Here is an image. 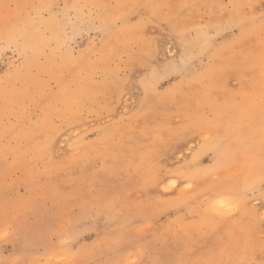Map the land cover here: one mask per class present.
Wrapping results in <instances>:
<instances>
[{
    "label": "rangeland",
    "instance_id": "rangeland-1",
    "mask_svg": "<svg viewBox=\"0 0 264 264\" xmlns=\"http://www.w3.org/2000/svg\"><path fill=\"white\" fill-rule=\"evenodd\" d=\"M262 253L264 0H0V264Z\"/></svg>",
    "mask_w": 264,
    "mask_h": 264
},
{
    "label": "snow or ice",
    "instance_id": "snow-or-ice-1",
    "mask_svg": "<svg viewBox=\"0 0 264 264\" xmlns=\"http://www.w3.org/2000/svg\"><path fill=\"white\" fill-rule=\"evenodd\" d=\"M254 264H264V253L261 254L260 258Z\"/></svg>",
    "mask_w": 264,
    "mask_h": 264
},
{
    "label": "bare ground",
    "instance_id": "bare-ground-1",
    "mask_svg": "<svg viewBox=\"0 0 264 264\" xmlns=\"http://www.w3.org/2000/svg\"><path fill=\"white\" fill-rule=\"evenodd\" d=\"M157 181V180H156ZM150 183H152V182H150ZM155 182L153 181V184H154ZM219 192V191H218ZM218 197V196H217Z\"/></svg>",
    "mask_w": 264,
    "mask_h": 264
}]
</instances>
